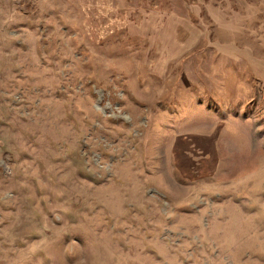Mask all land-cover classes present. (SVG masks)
I'll return each mask as SVG.
<instances>
[{
  "label": "rangeland",
  "instance_id": "374dc122",
  "mask_svg": "<svg viewBox=\"0 0 264 264\" xmlns=\"http://www.w3.org/2000/svg\"><path fill=\"white\" fill-rule=\"evenodd\" d=\"M0 264H264V0H0Z\"/></svg>",
  "mask_w": 264,
  "mask_h": 264
}]
</instances>
